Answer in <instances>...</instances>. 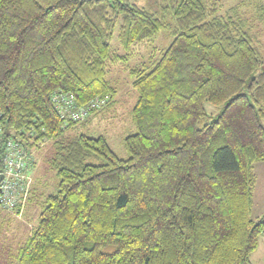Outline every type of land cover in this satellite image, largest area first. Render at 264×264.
<instances>
[{"label": "trees", "instance_id": "1", "mask_svg": "<svg viewBox=\"0 0 264 264\" xmlns=\"http://www.w3.org/2000/svg\"><path fill=\"white\" fill-rule=\"evenodd\" d=\"M256 18L264 25L263 5ZM248 22L216 0H162L159 14L133 0H0V142L31 153L49 142L59 180L8 264H252L264 238V214H252L264 57ZM116 29L127 53L162 30L173 37L130 70L125 160L102 136L71 135L81 121L58 112L70 96L85 117L113 101L109 67L129 56L113 50ZM25 208L0 207V222Z\"/></svg>", "mask_w": 264, "mask_h": 264}, {"label": "rangeland", "instance_id": "2", "mask_svg": "<svg viewBox=\"0 0 264 264\" xmlns=\"http://www.w3.org/2000/svg\"><path fill=\"white\" fill-rule=\"evenodd\" d=\"M139 5L150 9L152 12L160 13L162 0H133ZM218 12L225 14L231 8L238 7L244 18L252 26V32L259 36L258 46L264 57V25L257 20L256 11L263 5L264 0H216ZM117 29L111 42L113 50L120 56H126L127 61L109 67L107 79L117 89V94L109 106L106 102L97 112L82 119L77 126V131H72L71 135L83 133L90 137L102 136L106 139L110 148L120 159H127L128 153L124 148V139L135 132L132 123L131 110L136 101V92L132 88V78L130 70L133 68L150 66L160 58L161 51L166 49L173 37L168 30L160 31L156 38L135 46L128 53L117 43ZM208 115L215 117L220 108H215L205 104ZM209 121V118H208ZM264 127V120L262 121ZM50 143L40 145L39 150L33 151L34 164L30 170L31 189L35 188L37 203H33L29 212L21 215H12L11 222H0V264L14 262L19 254V249L30 233V227L37 226L40 212L49 196L55 195L58 191V177L47 164V157L50 155ZM254 174L256 175V186L254 191L253 215L261 216L264 214V161L254 164ZM34 186V187H33ZM31 191V190H30ZM31 194V192H30ZM16 214V213H15ZM7 215L1 213V218ZM5 256V257H4ZM8 259V260H7ZM249 260L252 264H264V238L262 237L257 248L250 254Z\"/></svg>", "mask_w": 264, "mask_h": 264}, {"label": "built area", "instance_id": "3", "mask_svg": "<svg viewBox=\"0 0 264 264\" xmlns=\"http://www.w3.org/2000/svg\"><path fill=\"white\" fill-rule=\"evenodd\" d=\"M106 100H96L90 106L101 107ZM73 98L65 101V108L58 109L61 117L82 121L87 114L83 108L73 107ZM33 154L26 152L21 144L12 138L0 142V207L7 212L23 210L30 196Z\"/></svg>", "mask_w": 264, "mask_h": 264}, {"label": "crops", "instance_id": "4", "mask_svg": "<svg viewBox=\"0 0 264 264\" xmlns=\"http://www.w3.org/2000/svg\"><path fill=\"white\" fill-rule=\"evenodd\" d=\"M30 207H31V204L29 203V201H28V205L26 206V208H25V210H24V214H26L27 212H29V209H30ZM31 228V227H30Z\"/></svg>", "mask_w": 264, "mask_h": 264}]
</instances>
